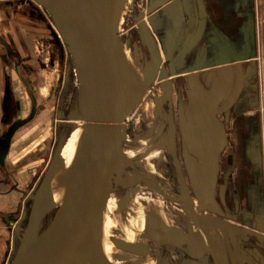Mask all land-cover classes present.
<instances>
[{"label": "flooded vegetation", "instance_id": "flooded-vegetation-1", "mask_svg": "<svg viewBox=\"0 0 264 264\" xmlns=\"http://www.w3.org/2000/svg\"><path fill=\"white\" fill-rule=\"evenodd\" d=\"M141 1H144L145 8L144 17L137 22L138 38L119 34L120 40L133 56H137L135 61L141 65L142 70H147L151 75L155 74L152 83L165 74L157 80L156 87L164 94L157 98L156 103L169 91L168 97L160 105L161 114L157 112L155 115L160 120L159 129L155 135L151 133L147 138L152 139L155 136L154 147L162 150L155 159L160 181L153 173H145L144 176L158 179L157 186L160 189L158 193L166 202L183 207V210L175 213L173 221L170 219L158 223L164 224L169 231L162 232L157 228L158 235L151 237L154 240L153 244L160 240L166 246L177 249L174 259H170L166 252L160 250V261L162 264H264V236L260 237L253 229V226L259 223L261 207L259 198L263 199L262 190L256 182L257 175L247 160L252 170L250 183L243 185L238 181L231 182L236 154L229 140L224 149L218 151L215 156L216 174L212 194L215 203L203 201L197 193L195 169H208L209 166L201 141L199 107L209 96L213 83L217 81L218 70H214L213 73H210V68L199 72L187 71L181 74L177 72L188 70L200 60L204 65L208 64L211 60V40L221 43V40L212 37L210 33L211 22L205 2L202 0L205 15L200 40L194 47L189 48L193 38L194 17L201 14L198 9L194 10V4H189L187 15L182 17L183 27L179 36L174 18L162 21L161 24L156 23L157 18H162V7L148 11L156 0ZM128 2L125 0L124 10L128 9L125 5ZM241 4L242 0L236 1L235 7L239 8ZM124 10L121 11L119 27L126 16L130 17L129 21L135 26L133 22L136 21V16L126 15ZM196 19L202 20L199 17ZM178 36L181 37L179 41ZM0 45L5 49L4 53L0 54L1 64L8 66L15 58L9 71L2 70L0 75V198L14 196L9 201H0V224H5L8 230L17 232L23 222V213L26 212L25 207L30 202V197L57 150L63 147L71 126L66 123L68 116L66 112L59 115L56 100H39L36 69L28 61L16 58V53L11 50L1 34ZM181 52L184 54L180 55ZM165 55L169 61L165 59ZM182 62L183 67L178 69ZM172 71L176 73L173 76L170 74ZM179 77H182L183 92L174 103L172 94ZM247 80L238 92L234 104L230 106L229 116L233 114L237 117L245 112L243 109H250L255 102L259 104V79L250 73ZM233 82L232 86L235 84ZM226 107L227 101L223 99L213 106L212 111L227 137L230 135V121H226ZM251 118H254L253 115H247V128L257 131L255 121L257 118L255 117V120ZM129 134L126 128V136ZM228 160L232 162L228 164ZM122 177L124 178V171ZM203 181L208 182V179L203 178ZM13 200L15 202L8 205L7 209L1 208L3 203H10ZM201 203L203 208H206L203 211L198 210ZM212 208L214 212L211 211ZM203 219L218 223L219 227L213 238L208 236L202 227ZM159 242L158 247L156 246L158 251L161 247ZM152 245H145L148 253L140 257L147 258ZM6 249H10L9 244Z\"/></svg>", "mask_w": 264, "mask_h": 264}, {"label": "water", "instance_id": "water-1", "mask_svg": "<svg viewBox=\"0 0 264 264\" xmlns=\"http://www.w3.org/2000/svg\"><path fill=\"white\" fill-rule=\"evenodd\" d=\"M33 1L47 12L72 59L77 82L76 118L84 124L82 171L79 187L72 201L63 210L57 208L52 198V181L61 171L60 153L63 147L57 150L30 197L28 210L23 213L22 220L25 223L21 224L24 231L9 264H72L77 254L94 239L111 184L115 182L124 186L122 173L129 164L123 154L122 143L126 138L124 122L131 112L133 92L128 61L119 36V21L125 0ZM190 3L194 4L195 11L198 9L201 12L194 17L192 23L193 38L189 44V48H192L200 40L203 31L205 11L202 0H156L148 11L162 7V18H157L156 23L161 24L162 21L174 18L175 29L179 35L183 27L182 17L187 15ZM236 11L238 17L245 18L241 27L244 51L236 54L227 38L221 36L222 43L218 44L214 39L210 42L211 60L208 64L204 65L200 60L188 70L177 72H199L210 68V73H213L218 70L217 81L213 83L209 96L199 107L201 141L209 166L208 169H195L198 197L211 204L215 203L212 199L216 174L215 156L227 144L224 130L214 118L213 106L226 99V121H230L233 114L229 116V108L244 87L248 75L253 73L258 77L254 0H242ZM198 17L202 20L198 21ZM210 33L213 34L211 31ZM179 36L178 41L181 40ZM134 59L137 60V56ZM165 59L169 61L167 55ZM243 64L246 65L245 70L242 68ZM183 65L182 62L178 69ZM216 67L221 68L214 69ZM142 73L148 86L153 82L155 74L151 75L147 70H142ZM170 74L173 76L176 73L172 71ZM164 76L163 73L158 79ZM232 81L235 83L233 86ZM168 95L169 91L155 105L159 114L160 105ZM257 108L255 102L246 111H256ZM70 118H74V115H70ZM256 121L259 124L258 119ZM151 133L149 130L146 138ZM256 133L255 139L249 144L246 159L259 177L262 148L258 131ZM203 178H207L208 182L203 181ZM260 206L259 223L253 229L263 237V199ZM205 209L201 203L198 210ZM211 211L214 212V209ZM50 213H53L50 221L46 227H41L40 223ZM156 227L162 232L169 231L164 224L157 223ZM112 242L130 254L140 256L148 253L143 244L125 243L119 239H113ZM118 260L128 261L129 257L121 255Z\"/></svg>", "mask_w": 264, "mask_h": 264}, {"label": "rangeland", "instance_id": "rangeland-1", "mask_svg": "<svg viewBox=\"0 0 264 264\" xmlns=\"http://www.w3.org/2000/svg\"><path fill=\"white\" fill-rule=\"evenodd\" d=\"M143 2L141 0H129L125 4L128 9L124 10L123 7L124 12H126V15L136 16V21L133 22L136 25L132 26L131 21H129L130 17L126 16L123 23H120L119 34H127V36L138 38L139 25L137 22L144 17L145 5ZM0 34L7 40L11 50L16 53V58L28 61L36 69L35 78L38 84L37 95L39 100H56L59 115H62L63 112L68 114L69 117H66V123L71 125L72 129L70 128L71 130H69L70 132L61 151L60 173L61 175L63 173L65 175L66 173L70 174L75 170L80 160L77 157V147L81 144V140L79 142L78 140L84 124L76 118L77 82L69 52L47 12L33 0H0ZM122 38L124 39V37ZM3 50L5 49L0 45V54L4 53ZM123 51L128 61L133 92L131 112L124 122V127L130 132L122 143L123 154L129 162L124 168V186L112 182L100 215L96 235L77 254L72 264H104V261L110 264H162L160 250L163 253L166 252L170 259H174V255L177 253L176 248L166 246L160 240L153 244L154 240L151 238L159 233L155 224L170 219L173 221L175 213L183 210L181 205L166 202L158 193L160 189H158L157 180L160 181V176L157 175L155 159L162 150L155 149L154 143L156 141L154 138H146L149 130L155 135L159 129L160 120L155 116L157 113L155 103L157 98L164 93L162 90L157 89V80L147 87L141 65H138L139 63L134 59L135 55L133 56V53L124 46ZM14 62L15 58L13 59ZM12 64L6 66L1 64L0 61V75L2 70L9 71ZM181 79L182 77L178 78V84L173 89L172 101L174 103L177 98L182 96L183 85ZM258 94L259 104L257 110H249L250 112L247 114L258 119L257 131L262 148L260 126L261 118L264 119V105L262 101L260 102L261 92L259 88ZM70 115H74V118H70ZM59 118L64 119L62 116ZM229 128L231 134L228 137L229 143L236 154V165L233 166L234 172L231 176V182L238 181L243 185H248L252 180V170H250L247 163L248 160L241 152V141L243 139L241 131L244 129L241 128V124L234 115L230 117ZM72 147L73 150H70ZM230 162L232 161L228 160V164ZM145 173H153L158 179L146 177L144 176ZM256 182L260 184L259 187L262 190L264 200L263 153L261 173L259 177L257 176ZM164 188L166 187L164 186ZM15 200L10 203H3L1 208L7 209V206L13 204ZM259 200V204H261L262 198H259ZM29 204L30 202L26 205L25 211L28 210ZM52 216L53 213L47 215L40 226L46 227ZM201 222L215 231L219 227L215 221L209 219H203ZM22 223L24 224L25 221ZM23 224H20L17 232L8 230L5 224H0V264H9L14 256L19 239L24 231ZM113 239H121L127 243L153 245L150 249V255L144 258L116 247L112 242ZM157 242L161 243L159 251L156 249V246L158 247ZM8 244L10 246L9 250L6 249ZM125 254L130 255L127 262L118 260V257Z\"/></svg>", "mask_w": 264, "mask_h": 264}, {"label": "crops", "instance_id": "crops-1", "mask_svg": "<svg viewBox=\"0 0 264 264\" xmlns=\"http://www.w3.org/2000/svg\"><path fill=\"white\" fill-rule=\"evenodd\" d=\"M236 1L240 0H204L211 22V32L213 33L212 37L221 40L223 39L221 36H225L232 45V51L238 54L244 51L243 32H241V27L245 22V18L238 17V12L236 11L235 7ZM254 11L256 16V38L258 51L257 70L259 89L261 92L260 102L262 101V104L264 105V0H254ZM242 68L245 70L246 65L243 64ZM247 81L248 80H246V83ZM242 106L244 107L245 105L243 104ZM246 110L247 109H243V111L245 112L236 117L237 121L241 124V128L243 127L244 129L243 131H241L243 138L241 141V152L244 157H246L247 155L250 142L254 140L257 135V131H255V129L252 130L249 129V127L247 128L248 125L246 123V119L248 112ZM251 119L255 120V118ZM260 128L262 137V153L264 159V119L262 118ZM230 135L226 137L227 140H229L228 137ZM13 197V195H9L7 197L0 198V201H9L13 199ZM202 227L205 228L208 236H210L211 238L215 236V230L208 228L205 224H202Z\"/></svg>", "mask_w": 264, "mask_h": 264}, {"label": "bare ground", "instance_id": "bare-ground-1", "mask_svg": "<svg viewBox=\"0 0 264 264\" xmlns=\"http://www.w3.org/2000/svg\"><path fill=\"white\" fill-rule=\"evenodd\" d=\"M82 132H81V136L79 137L78 142L81 140V144L78 145L77 147V157H79V162L75 168L74 171H72L71 169V173L68 174L63 173L61 175V173L59 172L53 179L52 181V198L56 204V207H60L61 210L65 209L68 204L72 201V199L74 198V196L77 193L78 187H79V183H80V179H81V171H82V149H83V138H84V125L82 127ZM74 135V134H73ZM74 137V136H73ZM71 143V142H70ZM74 143V142H72ZM76 144V143H74ZM73 144V145H74ZM68 149V148H67ZM75 149V148H74ZM73 150V147L72 149ZM71 152V151H70ZM71 154V153H70ZM61 155V153H60ZM76 156V155H75ZM71 158V156H70ZM74 158V156H73ZM73 161V160H72ZM70 163V162H69ZM69 170V169H68ZM67 170V171H68ZM68 174V175H67ZM71 175V176H69ZM61 176V177H60ZM67 176V177H66ZM69 176V178H68ZM126 219V218H125ZM131 221V220H130ZM129 221V222H130ZM217 223V222H216ZM218 224V223H217ZM128 225V224H127ZM131 226V225H130ZM156 226V224H155ZM140 227V226H139ZM129 228V227H128ZM132 228V227H131ZM134 230V229H133ZM127 233V232H126ZM139 234V233H138ZM130 236V234H129ZM132 237V236H131ZM136 241V240H135ZM127 243V242H125ZM129 243V242H128ZM108 263L104 261V264ZM110 264V263H108Z\"/></svg>", "mask_w": 264, "mask_h": 264}]
</instances>
